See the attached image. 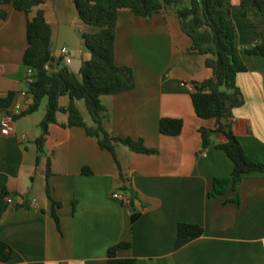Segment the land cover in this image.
<instances>
[{
	"label": "crops",
	"instance_id": "0c3cea01",
	"mask_svg": "<svg viewBox=\"0 0 264 264\" xmlns=\"http://www.w3.org/2000/svg\"><path fill=\"white\" fill-rule=\"evenodd\" d=\"M42 1L54 54L60 39L70 40L73 27L79 42L78 50L69 53L70 66L77 52L83 63L90 59L84 35L100 28L80 18L75 0ZM226 4L236 27L238 57L247 67L236 79L245 103L233 109L231 121L247 155L264 164V56L245 51L262 39L264 17L257 7L245 10L241 0ZM4 8L0 98L11 92L15 97L9 108L0 107V122L25 100L27 27L38 10L28 15L12 4ZM192 43L175 11L151 18L119 12L115 59L133 68L136 87L101 97L104 128L112 136L143 139L156 153H138L119 143L113 154L84 128L66 126L68 115L60 113L40 156L36 141L48 98L38 111L17 116L9 135L0 129V239L14 250L12 260L0 264H109V249L120 242L131 245L118 257L135 264H264V172L247 175L237 190L210 195L215 178L230 176L234 164L218 146L226 141L224 134H216L209 147L203 144L199 129L215 128L216 122L197 116L191 93L193 82L210 78L212 70L207 56L188 51ZM70 101L64 96L61 105ZM76 104L85 122L96 127L86 101ZM162 118L182 119V133L163 134ZM122 187L136 195V221L130 206L113 196ZM54 202L60 203L59 222ZM182 222L200 224L205 233L176 249Z\"/></svg>",
	"mask_w": 264,
	"mask_h": 264
},
{
	"label": "trees",
	"instance_id": "16d2710c",
	"mask_svg": "<svg viewBox=\"0 0 264 264\" xmlns=\"http://www.w3.org/2000/svg\"><path fill=\"white\" fill-rule=\"evenodd\" d=\"M8 4L28 15L38 8L36 15L28 22L29 46L24 55L25 65L35 71V82L29 86L33 102L21 116L38 111L44 99L48 98L46 115L40 124L42 133L36 141L40 156L45 152L50 126L59 123L60 113L68 115L66 126L84 128L89 135L98 137L100 145L113 154H116V144L119 143L138 153L157 152L156 149L146 147L143 139L109 134L104 128L106 108L101 97L129 92L136 87L133 68L119 65L115 59L119 12L128 10L137 16L151 18L172 10L178 15L183 32L192 39L193 43L188 51L207 56L206 66L212 70L210 78L193 82L191 93L197 116L205 120L214 119L216 122L215 128L203 126L199 129L203 144L209 147L213 144V137L216 134H224L226 141L218 146L225 150L234 164L230 176L215 178L210 195L214 197L223 195L230 188L237 190L247 175L264 172V164L254 162L247 155L231 121L233 109L245 103L236 79L239 73L247 71V67L238 57L236 27L226 0H75L80 18L89 25L99 27L100 31L84 35L91 54L90 59L83 63L84 82L74 69L64 62V58H61L62 67L54 73L51 84L48 81V70L55 44L52 26L47 20L45 10L41 8L43 1L0 0V20L8 18V12L4 8ZM241 5L245 10L250 6L257 7L264 17V0H241ZM259 34L262 39L246 48L247 54L264 56V26L259 30ZM67 95L71 101L64 107L61 105V98ZM14 97L15 93L11 92L6 98H0V107L9 108ZM76 100L86 101L96 127H90L85 122ZM183 127L182 119L162 118L160 122V130L165 135L178 136L182 133ZM122 189L130 194L131 202L128 205L134 211L132 219L136 221L139 218L135 212L136 195L129 187ZM54 203L53 216L59 222L57 207L60 203ZM204 233L205 229L200 224L180 223L176 249ZM130 245L129 242H120L111 247L109 264H135V259H122L117 254L120 249L128 248ZM13 253V248L0 239V260L5 263L11 261Z\"/></svg>",
	"mask_w": 264,
	"mask_h": 264
},
{
	"label": "built area",
	"instance_id": "2783aa9c",
	"mask_svg": "<svg viewBox=\"0 0 264 264\" xmlns=\"http://www.w3.org/2000/svg\"><path fill=\"white\" fill-rule=\"evenodd\" d=\"M64 55V61L67 65H71L73 59L71 57L70 50L68 47H65L62 51ZM35 82V71L33 68L29 67L27 70V74L25 76V83L28 86V90L23 91L22 95L24 96L25 100L18 103L13 110H11L0 122V129L1 131L9 135L11 133V124L15 121V117L21 115L33 102V95L29 91V86ZM113 196L119 199L124 204H130L131 197L129 192L123 190L122 188L115 191ZM7 201L9 203L13 202L12 197H8Z\"/></svg>",
	"mask_w": 264,
	"mask_h": 264
},
{
	"label": "water",
	"instance_id": "95a60500",
	"mask_svg": "<svg viewBox=\"0 0 264 264\" xmlns=\"http://www.w3.org/2000/svg\"><path fill=\"white\" fill-rule=\"evenodd\" d=\"M69 30L72 32L71 33V38L70 40H64V39H60L58 44H57V52L53 55L50 66H49V70H48V81L49 84H51L53 82V76L55 73V64H56V60L58 57L63 56V49L65 47H68L70 49V51L73 50H78V42L79 39L77 37L76 31L73 27H69ZM86 49L89 50L88 46L86 45ZM76 62H74L73 64V68L74 71L78 74L79 78L81 81L84 82V73L82 72V67H83V62L80 59L81 54L79 52L74 54Z\"/></svg>",
	"mask_w": 264,
	"mask_h": 264
}]
</instances>
